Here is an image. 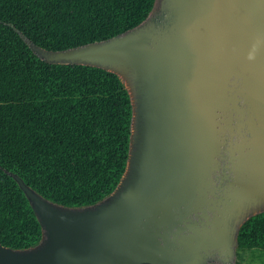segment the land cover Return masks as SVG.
Segmentation results:
<instances>
[{
    "label": "water",
    "instance_id": "obj_1",
    "mask_svg": "<svg viewBox=\"0 0 264 264\" xmlns=\"http://www.w3.org/2000/svg\"><path fill=\"white\" fill-rule=\"evenodd\" d=\"M40 58L120 76L132 104L126 168L100 201L69 207L17 173L40 241L0 264H232L264 211V0H161L136 26Z\"/></svg>",
    "mask_w": 264,
    "mask_h": 264
},
{
    "label": "trees",
    "instance_id": "obj_2",
    "mask_svg": "<svg viewBox=\"0 0 264 264\" xmlns=\"http://www.w3.org/2000/svg\"><path fill=\"white\" fill-rule=\"evenodd\" d=\"M156 1L0 0L3 245L24 249L42 236L10 172L49 200L82 207L112 192L129 153L132 104L120 76L94 65L49 63L27 39L50 50L103 40L142 22ZM237 238V251L264 249V211L247 219Z\"/></svg>",
    "mask_w": 264,
    "mask_h": 264
},
{
    "label": "rangeland",
    "instance_id": "obj_3",
    "mask_svg": "<svg viewBox=\"0 0 264 264\" xmlns=\"http://www.w3.org/2000/svg\"><path fill=\"white\" fill-rule=\"evenodd\" d=\"M161 0H158V5ZM236 261H240L241 264H264V249H252L246 251H237L236 258L232 262L235 264Z\"/></svg>",
    "mask_w": 264,
    "mask_h": 264
}]
</instances>
